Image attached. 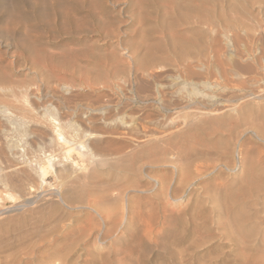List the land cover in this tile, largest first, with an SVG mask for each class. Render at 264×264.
Returning a JSON list of instances; mask_svg holds the SVG:
<instances>
[{
	"label": "rangeland",
	"instance_id": "374dc122",
	"mask_svg": "<svg viewBox=\"0 0 264 264\" xmlns=\"http://www.w3.org/2000/svg\"><path fill=\"white\" fill-rule=\"evenodd\" d=\"M259 52L264 0H0V264H264V191L238 187L264 177V132L234 116L120 150L200 108L191 84L246 90ZM46 111L72 125L65 202Z\"/></svg>",
	"mask_w": 264,
	"mask_h": 264
},
{
	"label": "bare ground",
	"instance_id": "6f19581e",
	"mask_svg": "<svg viewBox=\"0 0 264 264\" xmlns=\"http://www.w3.org/2000/svg\"><path fill=\"white\" fill-rule=\"evenodd\" d=\"M263 55H264V53H263ZM263 55L261 54L262 57L260 56L259 58H256V57L254 58V61H252L253 67L249 65V72L251 73V75L249 77V87L246 90H243L241 93H239L236 97H234V98H233V96H232V98L223 97V95L219 91L220 88H218V86H216L212 83L202 82L201 85L200 84H198V85L191 84V87L189 88V90H187V92H188V94L193 96L194 99H197L196 103H198L200 105V108H196V111H194L192 113L187 112L185 110H184V112L181 111V113L179 112V114L177 116H173L170 119H168V117L165 116L164 120L165 121L168 120L167 123L170 122L171 119H172L171 122H174L173 118L178 117L177 119L179 121V124L175 123L170 130H165V128H164V130H157V131H155V133H152V134H148L145 131V133L142 136L134 137L133 131L130 130V131L126 132L127 130L125 128L126 136L128 137L129 141L127 143H125L124 147H122L120 150L123 149L122 150L123 154L130 155V154H134L138 150V148L145 147V145H147V144L162 146L165 143H168L170 141L175 140L178 136L186 134L188 131H190L194 128L205 129V128L211 126L212 124L217 125V126H221V127L230 125L231 123L229 124V121L231 119H233L234 116L237 117V120H235L234 123H238V124H241L242 126H246L247 128L252 129L251 131L253 134H256L258 132H261V133L264 132V129L262 128V125L264 122V56ZM259 60H261V62H263V64L258 63ZM254 66H256V67H254ZM260 68H261V71L258 70ZM220 90H222V89H220ZM194 103L195 102H193V104ZM22 107L18 108L21 112L20 113L21 117H22L21 119H23L26 116V113H27L26 110H28V108H26V110L24 111V109ZM184 108H187V107H184ZM1 111L3 113H5L7 111V108H2ZM47 111L45 113L50 114ZM45 113H43L44 116H45ZM47 116H48V118L51 117V119H50L51 121L49 122V124L51 123L50 126L53 129H52V132H50V136L48 138H43V140H41L42 142L44 141L43 143H44V146L46 148H50V151L48 154L46 153V155H44V159L40 160V162H41L40 170H41L42 174H45L48 171V169L52 168V166L54 165L53 166L55 168L54 173H55L56 178L59 179L60 185L57 187V189H55L53 195L58 197L61 201L65 202V199L68 198V197L66 198V191L68 189V186H71L72 184H74L77 181V177L75 174L76 170L73 167L74 160H72L71 156H70L71 150L69 147L65 146V144L61 142L62 137H61L60 132L62 131V128L63 129H64V127L70 128L72 125H71L70 121L60 122L59 120L56 119L55 116H53V115L51 116V114L47 115ZM45 120H47V119H45ZM53 120H55V122L57 121L56 124L53 122ZM10 125H12V124H10ZM132 127H134V126H132ZM145 129H146V127H145ZM64 130L67 131L66 128ZM143 130H144V128H143ZM73 135H74V133H73ZM84 135L86 136L87 139L92 137L90 133H86ZM39 137H41V135H39ZM97 137H98V135H97ZM126 139L127 138H125V140ZM97 143H99V142H97ZM44 146H43V148H44ZM96 147L98 148V145H96ZM100 148H98V150L97 149L96 150L98 151V153L100 152L99 154H101L102 156L109 155V157H112L114 155L112 153H106L104 150H102ZM124 148L126 149L125 152H124V150H125ZM54 151H56L57 153ZM41 152L43 153V151H41ZM167 159L169 162L175 163L177 161V159H179V158L177 157L176 154L171 153ZM240 159L241 158L239 156H237L238 163L241 162ZM76 172H78V171H76ZM6 177L7 176L2 177L4 179L3 180L4 182L7 180ZM78 179H80V178H78ZM0 180L2 181V179H0ZM12 185H14V184H12ZM18 185H20V184L18 183ZM24 185H23V190H24ZM62 185L67 186V187L64 189V188H62ZM238 187L240 190L246 192L247 195H249V192H250V194L252 193L253 195H259L262 191H264V177L257 175V174L255 176L254 175H252L250 177L247 176L241 182L240 186H238ZM18 188H19V186H18ZM21 190H22V188H21ZM160 192H162V191H160ZM12 193L8 192L7 196L13 198L14 195ZM27 195H30V193L28 192ZM30 197L31 196H28L26 198L29 199ZM26 198H24L25 202L27 201ZM21 203H22V201H21ZM19 204H20V201H19ZM20 205H22V204H20ZM24 205H25V203H24Z\"/></svg>",
	"mask_w": 264,
	"mask_h": 264
}]
</instances>
